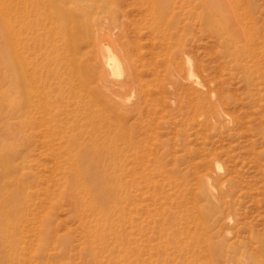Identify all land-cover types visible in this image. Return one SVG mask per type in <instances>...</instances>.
Masks as SVG:
<instances>
[{
  "label": "rangeland",
  "instance_id": "rangeland-1",
  "mask_svg": "<svg viewBox=\"0 0 264 264\" xmlns=\"http://www.w3.org/2000/svg\"><path fill=\"white\" fill-rule=\"evenodd\" d=\"M44 1L28 0V21L23 7L15 11L12 0H0V69L5 66L2 59L9 63L18 58L17 48L18 60L27 58L28 70L47 78L42 89L52 114L60 118L61 111L75 107L74 99L60 100L44 71L51 64L56 73L54 58L69 50L70 42L57 33L55 1ZM219 2L230 4L242 25L256 29L253 53L241 51L243 37L230 31L229 24L227 32L220 33L205 24L202 0H168L164 9L156 4L157 22L151 0H98L90 7L91 18L97 13L95 27L108 33L96 40L98 62L93 63L101 79L91 87L111 99L115 94L130 99L114 104L126 122L121 130L124 159L133 170L123 179L124 191L130 194L121 204L124 213L110 217L123 219L115 228L122 240L106 229L107 243L93 251V236L87 232L93 222L81 217L82 205L70 191L74 186L64 168L66 156L50 152L37 106L14 139L0 135V140L20 150L15 175L24 180L28 202L10 217H21L18 228L2 225L11 238L8 247L0 248V256L4 251L20 256L19 264H264V56L259 51L264 50V0ZM26 29H31L28 53ZM113 42L126 46L139 86L133 91L116 84L126 77L125 67L114 75L105 67L108 54L117 55ZM225 42L233 43L236 51ZM81 45L77 50H87ZM188 63L198 85L189 80ZM62 91L67 96L68 90ZM99 100L102 116L112 123V135L119 134L114 124L117 113L107 112ZM6 111L0 107V119ZM89 118L88 114L69 118L62 130L76 134ZM2 183L3 206L7 194ZM202 189L209 195L206 200ZM205 205L212 210H205ZM6 261L0 257V264Z\"/></svg>",
  "mask_w": 264,
  "mask_h": 264
},
{
  "label": "bare ground",
  "instance_id": "bare-ground-1",
  "mask_svg": "<svg viewBox=\"0 0 264 264\" xmlns=\"http://www.w3.org/2000/svg\"><path fill=\"white\" fill-rule=\"evenodd\" d=\"M12 1L14 2V4L12 5L15 8V11L20 9V6L21 8L23 7L22 10L25 13V20H28V17H30L28 16V0H12ZM53 1H55L54 4L56 6L55 13H56L57 22L59 24L58 28L62 31V33L61 32L59 33L60 30L57 29L59 30L57 33L58 34L64 33L63 35L67 36L66 38L69 40L70 46H69V50L68 49L66 50L67 53L63 52L62 54H59L57 50L56 51L54 50L59 54L58 56H56V58H54L53 61L57 67L56 73L52 72V69L50 68L51 64L48 65L50 66L48 67V69L45 67L47 71L45 70L44 72L46 74V77L50 78L52 82L55 84V89L57 91V96L59 97V99L62 101L66 100L65 103H68L70 99H74L75 107L72 110L61 111L60 118L59 116H56L54 113L52 114V111L48 106V101H49L48 96L44 92V89H42V86L44 87L47 84V78H43L42 76L43 72H38L35 70L33 72H30L28 70L27 58L26 60H22L20 58L22 61L21 60L19 61L18 55L20 54L18 51H16L17 49L16 48L14 54H16L18 58L16 59L14 58L15 62L14 61L11 62L12 61L11 60L8 63L5 62L4 59L1 60L2 64L5 66H3L4 67L3 69L2 68L0 69V74L2 75V81L0 83V107L1 110L6 109L7 111L5 112L6 115L4 114V117L0 119V135L1 137L4 138L6 137L5 139L7 138H9L10 140L14 139L16 135L25 128V124L28 119V116L33 114V111L37 106L40 107L41 119L43 125L46 128V135L48 136V145L47 144L46 145L53 151V152L50 151L52 154L54 153L55 150V151H60L59 153L63 152L64 155L66 156L67 160L64 161V168L68 169V173L70 175L69 177L71 178V182H72L70 184H73L74 186L71 187L70 191L71 193L75 192L76 198H78V200L80 201V205H82L81 217L83 219L87 218L91 222H93V225L88 227L90 230H87V232H89L93 236L94 242L92 243V249L95 252L96 248H101L102 246H104V244L107 243L108 240L107 236L109 234L105 233L106 229H108L109 232L112 233L114 237H117L118 239L120 237V239L122 240V235H119V231L118 230L116 231L115 228L119 223H122L123 219L112 220L110 217L116 213L117 214L124 213L121 204L125 199H128V197L130 198V194L124 191L123 179L126 176H129V173H131L133 170H131V168L128 167L129 164H127L124 159V153H125L124 146L126 141L124 140V135L121 133V130L125 128L126 122L125 119L123 118L122 112L119 111L114 104L116 103L127 104L130 101V99L127 98L125 99L121 95H117V94H115L114 99H111L101 94V92L99 93L98 92L99 88L95 87L98 90L95 89L93 90L92 89L93 87H91L93 82L100 81L101 79L100 74L95 71L94 68L95 65L93 63V61H97L98 58L97 56L99 52V50L96 49V40L98 36L104 35L108 37V33L107 31H105L104 27L101 26H100L101 28L95 27V22L97 19V17L95 16L97 15V13L95 14V16L93 15L92 18L90 17L91 15L90 7L91 6L94 7L95 4L98 2V0H93L92 5L89 4L88 2H85V0H53ZM142 1L143 0H140V2ZM45 2L46 0L44 1V3ZM47 2H49V0ZM167 2L168 0H151V3L154 4L153 5L154 8L153 10L152 9L150 10L153 13L156 22L159 19V14H157L156 12L155 5L157 4V6L164 9L167 7ZM37 6H35L36 9H38ZM202 6H203L202 19H204L205 24L208 27L212 28L213 31L216 30L215 32L220 33L224 31L227 32V28H228L227 26L229 24L231 27V28L229 27L230 31L232 29L234 32H237V34L240 37H243L241 38V40L243 41L244 44L243 47L241 48V51L243 53L246 52L253 53L255 51L256 48L254 41H256L255 40V36L257 34L256 29L254 27H246L244 26V24L242 25L243 19L239 15L235 14V11L234 9H232L230 4L228 5L227 3V5H221L219 0H202ZM36 9L34 8L35 10L34 12H36ZM162 10L160 14L163 12ZM48 15L49 14H46L45 16L47 19H48ZM46 18H44V20H46ZM39 19L41 18H38V20ZM154 19L153 21H155ZM50 20L52 21V19ZM11 23L9 27H11ZM46 23L48 24V21ZM46 23L45 25H47ZM37 24L39 25V23ZM15 27L16 26H14V28ZM43 29H45V27H43ZM52 29H54L55 31L54 27ZM46 30L47 29H45V31ZM155 30L157 31V27L155 28ZM243 30H245V33ZM29 31H27L26 29L27 33L25 32L26 33L25 41L26 40L27 41H26V45L24 46L26 47V51L25 50L24 51L26 53H28ZM48 31L51 30H49L48 28ZM160 32L163 33V36L166 34L164 33V31L160 30ZM49 33L50 32H48V34ZM35 34L37 35L36 32ZM17 35L15 37H17ZM83 43L84 45H86L87 50L84 51L81 49L77 50V46L79 45L81 47L83 46L81 45ZM113 43L112 45L116 50L117 55L111 57L110 54H108L109 56L106 57L107 61L106 60H105L106 62L104 61L105 67L110 75H114L116 71L125 67L127 72L126 77L122 82L116 84L121 87H126L127 89L133 91L134 89L139 88V86L136 85V81L133 79L132 73L130 71L131 61L126 56V52H127L126 46L120 43H114V44ZM225 43L228 46L233 47V49L236 48V46L233 43H229V42H225ZM104 46L107 45L104 44ZM259 49H260L259 50L260 55L263 57L264 50L262 48ZM57 53L53 52V54H57ZM89 55L91 56V60L90 62H87L88 59L90 58ZM66 56L69 57V60L66 59ZM49 58L50 57H48V59ZM62 59L64 60L66 59L67 62L62 63ZM255 65H259V60L255 61ZM121 78H123V76L120 77V79ZM189 80L192 83H195L197 85L199 84V82L196 81L195 78L193 77L190 66H189ZM49 86L51 85L49 84ZM111 86L115 88L113 84ZM66 89L68 90V93L67 96H64L62 90H66ZM98 100L102 101V103L105 104V109L107 112L117 113L116 114L117 118L114 121V124L116 128H118L117 130L119 134H116L115 132V135H112V123L106 116L105 117L102 116V109L97 105ZM85 114L86 115L88 114L90 116L88 123L86 122V124L84 125L85 130H83L84 127L83 125L81 126L82 128L80 127L81 129L79 128V126H77L79 130L77 131L76 134L74 133L68 134L66 128L64 131L62 130V127H64L63 125L67 123L65 120L69 118L77 119L78 116L81 115L83 116ZM118 135L120 136V138L118 137ZM85 136L87 137V140L84 139ZM115 136L117 139L115 138ZM5 139L0 140V182H3L2 190H5L7 194V199L4 200L3 206L0 205V214L2 215V222L0 220V248H2L3 250L4 248L9 246L11 236L8 235L7 229L5 232L2 231V225H5V227H9L12 224L13 228L14 227L18 228L21 221V217H17L14 220L10 219V217H12V215H14L15 212H20L25 207V205H28L26 199L27 194H26V186L24 180L21 176L15 175L18 169L17 167L19 166L15 165L14 162L16 158H18V156L20 155V150L18 146H16L15 144L8 145L5 142ZM53 144L57 145L58 147L55 148ZM132 164H135V166L138 165L137 161ZM11 186L13 187L12 190H11L12 188ZM208 191L211 192V190ZM200 195L201 197H203L204 200H206L207 197L209 196L204 189L201 190ZM4 207L7 208V210L2 209ZM204 208L205 210L206 209L212 210L211 207H209V205L208 206L205 205ZM107 211L109 212V216L106 213ZM101 228L103 229L101 230ZM4 252L1 254L0 257L7 259L6 264L20 263L21 261L20 256L11 255V254L6 255L4 254Z\"/></svg>",
  "mask_w": 264,
  "mask_h": 264
}]
</instances>
